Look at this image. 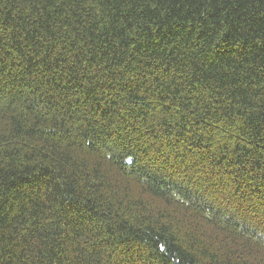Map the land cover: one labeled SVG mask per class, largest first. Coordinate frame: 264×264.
<instances>
[{
	"label": "trees",
	"instance_id": "trees-1",
	"mask_svg": "<svg viewBox=\"0 0 264 264\" xmlns=\"http://www.w3.org/2000/svg\"><path fill=\"white\" fill-rule=\"evenodd\" d=\"M0 264H264V0H0Z\"/></svg>",
	"mask_w": 264,
	"mask_h": 264
}]
</instances>
